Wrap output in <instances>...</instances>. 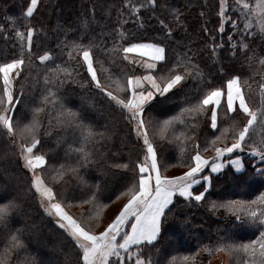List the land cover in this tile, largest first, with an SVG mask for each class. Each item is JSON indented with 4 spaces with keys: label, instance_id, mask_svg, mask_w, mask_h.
<instances>
[{
    "label": "snow or ice",
    "instance_id": "1",
    "mask_svg": "<svg viewBox=\"0 0 264 264\" xmlns=\"http://www.w3.org/2000/svg\"><path fill=\"white\" fill-rule=\"evenodd\" d=\"M41 5L42 0H30L22 21L6 17L10 20L9 26L6 28L0 24V33L4 34L5 40H13L12 47L18 49L11 55L0 54V133L8 142L11 156L19 161L20 168L29 177L28 191L37 196V202L43 211L55 217L56 224L66 230L78 250L80 264H162L160 259H153L146 250L154 249L159 241L163 223L168 213L172 212L170 205H173L177 194L189 201L205 200L208 188L197 192L194 186L200 185L203 180L211 187L212 177L203 175L209 165L211 172L218 173L225 166L223 158L226 155L237 151L247 152L252 157L259 158L261 166L256 172L264 176V53H259L248 40L256 34L264 38V0H218V31L223 33L226 26L230 25L228 42L232 55L237 51L245 54L250 75H232L226 80L225 86L215 87L210 86L211 81L196 62V53L191 49L183 54H175L174 61L169 64L168 49L162 42L140 40L125 31L123 25L127 23V19H121L125 16V9L128 16H134L140 26H143L141 9L148 6L155 8L157 0H147V4L140 0H124L123 6L118 10L117 27L113 30L116 39L112 47L103 46L102 42L97 43L91 39L84 43L83 35L79 41L64 43L63 46L69 49V59L75 60L76 65L57 64L44 73V92L39 104L32 108L30 119L24 122L15 118L16 108L23 95V86L18 89L17 85L25 69L34 67L33 41L38 29L31 24V18ZM181 16L178 9H172V19L177 25L184 24ZM201 16H204L203 12ZM159 23L170 37L172 27L163 20ZM84 27L87 28V22ZM205 31L209 30L205 27ZM210 47L215 54L223 44L213 43ZM97 49H102L107 63L95 55ZM133 53L138 55L134 56ZM53 59L51 51L37 56L41 64ZM253 64L258 67L253 68ZM137 66L140 74H137ZM81 69L88 79H80ZM255 76L260 77L257 82L259 99L250 101L248 97L253 93L250 81ZM189 80L194 85V98L186 99L185 107L177 115L154 122L148 115L149 109L158 104L160 98L169 99L170 95L175 96L177 91H182ZM67 82L80 83L82 86L92 84L124 114L136 139L142 140L146 149L142 160L131 162L132 171L136 173L134 182L116 197L120 199L121 196H127L126 203L114 213L102 231H96L100 227L99 222L90 223L102 220L104 210L108 207L107 203L98 200L99 186H96L97 191L90 192L87 198L78 201L81 207L84 204L91 206L78 218L66 210L72 206L71 201L58 199L54 188L55 184L66 182L69 175L79 176L80 167L95 162L96 146L103 147L112 135L107 128L97 131L85 115L64 104L59 88ZM46 110L49 111L47 128L44 127L45 121L41 119ZM51 112H55L54 118ZM241 115L243 119H238ZM201 118L207 120L211 129L218 131V134L214 132L210 138L205 139L203 146L196 136ZM177 125L183 126L184 130L177 131ZM54 128L74 130L79 134L81 146L71 148L79 156L75 165L51 166L50 184L43 175L48 160L46 153L41 150V129L43 135L51 136ZM170 134L180 142V152L187 153L190 161L182 164L187 170L180 175H167L166 167L162 170L158 161L154 137L168 139ZM57 139L59 141L62 137ZM210 149L214 156H205L203 153ZM8 159L9 152L0 153V161ZM228 163L238 172L245 167L243 158L238 154ZM114 166L129 169L130 163ZM0 172H3L2 168ZM80 179L84 182L82 177ZM209 206L213 211L224 208L235 213L236 220L241 224H258L260 229H264V193L252 201H209ZM21 208L22 202L15 197L4 198L0 202V233L5 237L0 264H11L13 250L26 248L22 229L12 226V218ZM200 251L209 256L226 253L233 259V264H264V230L247 243L237 244L221 238V242L205 245ZM198 255L199 252L186 256L183 260L196 264ZM66 264H71V257L66 259Z\"/></svg>",
    "mask_w": 264,
    "mask_h": 264
},
{
    "label": "trees",
    "instance_id": "2",
    "mask_svg": "<svg viewBox=\"0 0 264 264\" xmlns=\"http://www.w3.org/2000/svg\"><path fill=\"white\" fill-rule=\"evenodd\" d=\"M30 0H0V24L6 28L10 20L6 17L18 18L22 21L23 13ZM124 0H42V5L37 13L31 18V24L38 31L33 41L32 56L33 65L31 69L26 68L19 79L17 88L23 86V95L20 97V104L16 108L15 118L27 122L31 117V110L39 104L40 97L44 92V73L54 68L57 64L64 66H75L76 61L68 57V48L64 43L78 40L83 35V42L88 43L94 40L106 47H112L116 39L113 30L117 27L118 10L123 6ZM147 4V0H140ZM218 0H157L155 8L148 6L141 9L140 17L143 26L134 16H128L123 25L130 36L140 40H150L162 42L168 49V63L175 59V54H183L189 49L196 53L195 60L200 64L202 70L211 81L210 86H225L228 78L235 74L250 75L248 65L245 63V54L237 51L232 55L229 46L228 36L231 33L230 25L225 31H218L219 19L217 17ZM172 9H178L182 13L181 19L184 24L177 25L172 19ZM201 12L204 16H201ZM163 20L165 24L173 29L169 37L163 25L159 23ZM87 22V28L84 27ZM205 27L209 31H205ZM11 35V33H9ZM251 46L259 53H264V38L259 34L249 37ZM13 40H5L4 34L0 33V54L11 55L18 49L13 48ZM216 43L223 44L213 54L210 45ZM45 51L53 53V60L41 64L37 56ZM95 55L105 60L102 49H97ZM253 68L258 65L253 64ZM223 68V71L220 69ZM81 80L88 79L84 70L81 69ZM39 74V75H37ZM137 74H140L137 68ZM259 76L252 78L253 93L249 95L250 101H258ZM194 85L189 80L187 87L182 91H177L175 96L169 99L160 98V102L149 109L148 115L153 121H163L170 116L177 115L185 107L186 99H193L192 88ZM59 95L64 104L74 110L80 111L88 121L94 125L97 131H104L105 128L112 134L111 139L104 143L103 147L96 146L97 153L93 163H89L79 168V176L73 175L72 181L62 187L54 185L58 199L70 200L72 207H81L78 201L87 198L90 192L97 191L98 200L108 204V208L116 204L120 193L126 190L130 183L134 182L136 173L132 171V163L142 160L146 149L142 140H137L134 132L124 119V114L116 109L109 100L99 92L92 84L82 86L80 83L67 82L59 88ZM50 107V106H49ZM49 111L41 116L47 128V118ZM55 117V112H51ZM243 119V116L237 117ZM54 123V120H53ZM183 126L177 125V131H182ZM217 130L210 128V124L205 118H201L199 128L196 130L198 141L203 146L205 139L210 138ZM41 149L47 155L48 163L51 166L64 164L66 167L75 165L79 159L77 153L71 148L81 143L79 134L72 129L61 130L54 128L51 136L43 135L41 129ZM57 137H62L58 141ZM157 148L158 161L168 168L186 171L182 164L190 163L188 154L180 152V142L169 135L168 139L154 137ZM191 142H189L190 148ZM40 146H38L39 148ZM9 152L7 161H0V202L4 198H17L22 202V208L17 211L12 218V226L22 229V236L26 243V248L13 250L11 253V264H45L47 256H51L57 264H66V259L71 257V264H80L78 260V250L72 244L67 232L61 230L55 222V218L46 215L38 204V198L28 191L29 177L20 168L19 161L11 156V149L8 142L0 133V153ZM207 157H213L214 153L210 149L203 153ZM240 155L244 161V169L237 171L235 167L228 163L235 155ZM225 166L218 173H211L210 165L203 175L212 177L211 187L205 193V200L196 202L189 201L183 197L175 198L173 205H170L172 212L168 213L167 219L162 226L161 236L154 249H148L153 259H160L162 264H192L191 261L183 260L186 256H191L199 252L196 264H209L219 254L209 256L208 253L200 251L205 245H214L221 242V238L228 239L233 243H247L251 239L259 236L258 224L248 222L243 224L236 220L235 213H230L224 208L213 211L209 206V201L227 202L230 200H255L261 193H264V176L259 175L256 169L260 167L259 158L252 157L247 152H239L226 155ZM130 163L129 169L117 168L114 165ZM211 164V161H210ZM48 170V169H47ZM51 175V171L46 176ZM70 177V175L68 176ZM80 177L83 178L81 183ZM203 187H195V191H203L206 183L201 182ZM9 189V190H8ZM8 190V192H7ZM127 196H121V198ZM83 212H87L91 207L83 205ZM81 214L78 215L80 217ZM96 223V222H95ZM5 237L0 233V252H3ZM223 264H233V259L226 253ZM79 262V263H78Z\"/></svg>",
    "mask_w": 264,
    "mask_h": 264
},
{
    "label": "rangeland",
    "instance_id": "3",
    "mask_svg": "<svg viewBox=\"0 0 264 264\" xmlns=\"http://www.w3.org/2000/svg\"><path fill=\"white\" fill-rule=\"evenodd\" d=\"M81 146V143H79L76 147L78 148V147H80ZM75 148V147H74ZM73 151L71 150L70 151V153H72ZM160 164L162 165V170H163V168L165 167V166H163V164L160 162ZM230 164V163H229ZM48 169V170H47ZM223 169V168H222ZM221 169V170H222ZM210 170H211V168H210ZM38 171H40V170H38ZM51 171V168H50V164L49 163H47L45 166H44V169H43V175H44V177H45V180H46V182H48V183H50L51 184V180H50V175L49 176H46V174L47 173H49ZM184 171H180L179 169H175V168H168V167H166V174L167 175H180V174H182ZM211 173H213V172H211ZM215 174V173H214ZM71 178H74L73 177V175H70V177H67L66 178V182H62L63 184H67L68 182H70V181H72V179ZM201 182H204V184L206 183L205 181H203V180H201ZM62 183H57V184H55V185H58V186H61V188L62 187H64V186H62ZM83 185L85 184V183H83V182H81ZM198 185H196V186H194V188L195 187H197ZM201 185H199L197 188H199ZM205 187H207L208 188V185H207V183H206V186ZM9 190V189H8ZM8 190H7V192H8ZM58 198V197H57ZM127 198L128 197H123V198H121V199H119V201L116 203V204H114L113 206H111V207H107L105 210H104V215H103V218H102V220H100V221H90V223H93V224H95V222L97 223V222H99L100 223V227L99 228H97L96 229V231H102L103 230V227L105 226V224L111 219V218H113V216H114V213L119 209V208H121L122 207V205L124 204V203H126V201H127ZM174 200H175V198H174ZM174 202V201H173ZM84 208L85 207H72L71 208V206L70 207H67L66 208V210L67 211H69V214H71V215H73L74 217H76V218H78V215L79 214H81L82 212H83V210H84ZM45 213V212H44ZM46 215H48L47 213H45ZM55 218V217H54ZM56 219V218H55ZM58 227H59V225H58ZM60 228V227H59ZM61 230H63V231H66V230H64V229H62V228H60ZM225 259H226V255H224V253H221V254H219L216 258H214L212 261H211V263L210 264H223V262L225 261ZM79 263V262H78ZM45 264H57L56 262H55V260L51 257V256H47L46 257V259H45Z\"/></svg>",
    "mask_w": 264,
    "mask_h": 264
},
{
    "label": "crops",
    "instance_id": "4",
    "mask_svg": "<svg viewBox=\"0 0 264 264\" xmlns=\"http://www.w3.org/2000/svg\"><path fill=\"white\" fill-rule=\"evenodd\" d=\"M132 55H134V56H135V55H138V53H133ZM137 68H139V66H137Z\"/></svg>",
    "mask_w": 264,
    "mask_h": 264
}]
</instances>
